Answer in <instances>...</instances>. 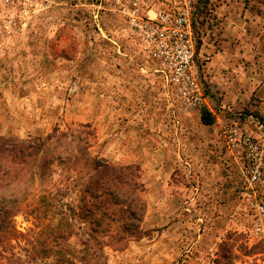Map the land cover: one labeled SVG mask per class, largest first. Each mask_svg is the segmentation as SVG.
I'll return each mask as SVG.
<instances>
[{
	"label": "rangeland",
	"instance_id": "obj_1",
	"mask_svg": "<svg viewBox=\"0 0 264 264\" xmlns=\"http://www.w3.org/2000/svg\"><path fill=\"white\" fill-rule=\"evenodd\" d=\"M135 1L148 11L180 2L0 0V136L73 132L93 155L138 166L144 187L134 216L123 208L82 219L87 173L72 170L70 189L41 206L44 218L15 216L20 236L0 246V264H57L45 248L60 249L59 225L74 232L64 242L67 264H264L256 227V204L264 206V0H193L210 125L202 110L183 108L132 34L125 8ZM260 161L262 177L252 183ZM99 219L119 229L118 240L93 232ZM131 223L139 234L130 236Z\"/></svg>",
	"mask_w": 264,
	"mask_h": 264
},
{
	"label": "trees",
	"instance_id": "obj_2",
	"mask_svg": "<svg viewBox=\"0 0 264 264\" xmlns=\"http://www.w3.org/2000/svg\"><path fill=\"white\" fill-rule=\"evenodd\" d=\"M205 7V6H204ZM202 121L213 124L214 117L209 110H202ZM80 132V131H79ZM82 133H84L82 131ZM83 160L80 161L81 157ZM57 163L62 171L55 176L52 165ZM73 166L75 168H73ZM72 170L77 174L87 173V179L82 183L77 199L79 216L113 217L119 211L126 209L134 216L137 211H143L144 203L140 193L144 189L139 179V167L136 165H115L107 159L93 155L89 146L73 132L54 130L46 138L21 139L14 136H0V246L19 235L15 226V216L21 212L34 214L38 219L44 218L41 206L52 205L54 194L63 189H70L68 175ZM83 179V177H81ZM46 187L38 194L32 190L36 183ZM54 190L57 192L55 193ZM49 206V207H50ZM124 208V209H123ZM48 212V211H45ZM99 220H94L95 233H106L114 240L117 231L114 227L104 226ZM130 236L140 233V226L131 223ZM55 238L63 240L60 249L46 247L47 255L56 254L57 264H67L64 242L68 241L74 232L65 230L60 225ZM129 230V229H128ZM12 245V244H11ZM45 257H48L47 255Z\"/></svg>",
	"mask_w": 264,
	"mask_h": 264
},
{
	"label": "built area",
	"instance_id": "obj_3",
	"mask_svg": "<svg viewBox=\"0 0 264 264\" xmlns=\"http://www.w3.org/2000/svg\"><path fill=\"white\" fill-rule=\"evenodd\" d=\"M129 7L132 34L144 45V51L160 67L166 81L174 88L185 110L213 108L206 97V86L196 63V33L193 27V0H180L179 9L140 10ZM128 10V11H127ZM132 12V13H131ZM153 13V14H151ZM244 144L250 139L243 138ZM263 162L252 167L250 181L257 183L262 177ZM259 231H264V206L256 204Z\"/></svg>",
	"mask_w": 264,
	"mask_h": 264
}]
</instances>
